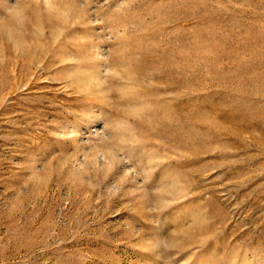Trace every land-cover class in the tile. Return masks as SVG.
I'll use <instances>...</instances> for the list:
<instances>
[{
  "label": "rangeland",
  "instance_id": "1",
  "mask_svg": "<svg viewBox=\"0 0 264 264\" xmlns=\"http://www.w3.org/2000/svg\"><path fill=\"white\" fill-rule=\"evenodd\" d=\"M0 264H264V0H0Z\"/></svg>",
  "mask_w": 264,
  "mask_h": 264
}]
</instances>
